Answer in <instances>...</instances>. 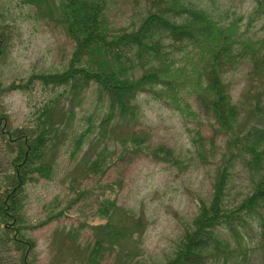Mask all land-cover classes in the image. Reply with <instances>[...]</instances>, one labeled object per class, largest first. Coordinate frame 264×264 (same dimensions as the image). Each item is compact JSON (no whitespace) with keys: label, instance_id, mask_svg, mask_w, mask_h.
<instances>
[{"label":"rangeland","instance_id":"374dc122","mask_svg":"<svg viewBox=\"0 0 264 264\" xmlns=\"http://www.w3.org/2000/svg\"><path fill=\"white\" fill-rule=\"evenodd\" d=\"M185 1L207 9L223 24L239 19L241 37L264 36V14L256 0ZM60 2L0 0V20L9 40L8 56L4 62L0 59L4 85L25 84L33 72L67 67L75 41L58 21ZM107 4L108 26L115 32L137 26L147 10V0H107ZM165 42L166 50L170 38ZM194 52L186 44L167 51L160 76L175 82V94L167 84H150L154 88L137 93L134 116H121L115 109L116 115L106 121L109 100L93 80L76 89L80 90L76 96L71 84H45L40 79L0 95V105L14 127L41 132L49 119L55 127L46 129L47 134H58L48 143L51 176L35 172L23 193L25 216L37 224L27 230L37 241L35 264H85L101 237L106 245L100 264H167L174 256L186 221L196 215L202 198L211 196L213 181L232 150L230 139L247 126L264 122V77L250 57H241L222 76L240 109L227 130L209 102L197 94L199 86L190 83L197 78ZM135 72L140 75L141 67ZM201 79L208 84L207 76ZM255 104L257 114H262L258 118ZM213 140L216 155L205 160L199 150L202 144L210 149ZM162 146L171 150L170 155ZM257 176L243 155L234 160L226 194L230 207L251 192ZM107 195L117 204L110 220L97 214ZM49 216L53 219L40 223ZM114 229L120 234L113 246L105 233ZM261 229L257 217L240 227L241 234L225 229L235 254L226 262L208 264H264ZM245 251L251 252L250 259L243 258Z\"/></svg>","mask_w":264,"mask_h":264},{"label":"trees","instance_id":"16d2710c","mask_svg":"<svg viewBox=\"0 0 264 264\" xmlns=\"http://www.w3.org/2000/svg\"><path fill=\"white\" fill-rule=\"evenodd\" d=\"M256 3L257 9L264 14V0H256ZM107 7V0H61L58 21L75 41L69 64L55 72H33L25 84L13 81L4 85L0 76V95L40 79L45 84H71L76 96L80 91L76 89L93 80L100 93L109 100L111 111L106 121L116 115L115 109H119L121 116H134L137 111L134 99L139 91L154 88L150 84H167L175 94V82L171 84L161 78L159 66L166 62L167 51L186 44L198 57L197 78L190 81L191 85L199 86L197 94L209 102L221 125L227 130L232 128L240 109L224 85V70L248 55L256 71L264 77V36L241 37L239 19L223 24L207 9L185 0H147V10L139 24L115 32L108 26ZM4 29L0 20L2 62L8 56L9 43ZM166 37L170 38V43L165 50ZM138 67L142 70L140 75L135 72ZM203 76L208 77L207 85L202 83ZM1 108L0 105V167H3L0 176V264H35L32 256L36 253L37 241L27 230L36 228L37 224L32 225L34 222L25 216L23 193L35 172L51 176L53 166L46 160L51 150L48 143L58 134H47L46 129L55 127L49 119L41 132L14 127L10 114ZM258 108V104L253 105L257 118L262 115L257 114ZM215 142L213 140L210 149L201 145L199 152L205 160L216 155ZM79 143L77 140L76 147ZM230 143L232 150L213 181L211 196L202 198L196 215L186 221L175 254L167 264L230 260L236 249L229 243L224 230L241 234L240 227L255 217L260 220V245L264 249V122L262 126H247L232 137ZM160 149L170 155L169 148L162 146ZM239 155L244 156L249 169L258 176L251 192L239 204L230 207L226 201L229 175ZM99 168L96 163L95 169ZM116 206L114 197L104 196L97 214L110 220ZM52 219L53 216H49L40 223ZM105 234L110 236L114 246L120 231L107 230ZM105 245L103 238H99L86 256L85 264H100ZM244 254V259H250L251 252Z\"/></svg>","mask_w":264,"mask_h":264}]
</instances>
